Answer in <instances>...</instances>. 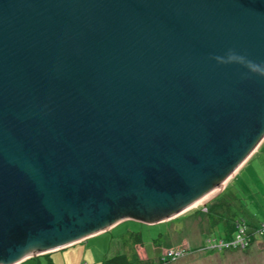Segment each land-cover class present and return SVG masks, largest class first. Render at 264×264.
I'll use <instances>...</instances> for the list:
<instances>
[{
	"label": "water",
	"instance_id": "water-1",
	"mask_svg": "<svg viewBox=\"0 0 264 264\" xmlns=\"http://www.w3.org/2000/svg\"><path fill=\"white\" fill-rule=\"evenodd\" d=\"M230 50L264 63V0H0V264L220 194L264 140Z\"/></svg>",
	"mask_w": 264,
	"mask_h": 264
},
{
	"label": "rangeland",
	"instance_id": "rangeland-1",
	"mask_svg": "<svg viewBox=\"0 0 264 264\" xmlns=\"http://www.w3.org/2000/svg\"><path fill=\"white\" fill-rule=\"evenodd\" d=\"M263 153L264 148L259 151L257 154L258 156L254 158L253 162L247 166L242 175H240L235 181L236 187H239V189L247 191L249 188L251 190V194L249 195L250 197L247 199L245 195H242V200L245 206L244 209H246L247 212L250 211L251 213H254L255 215L259 213L262 218H264V196L259 193H255L254 191L257 186L264 187V164L260 161L261 159L264 161ZM258 177L261 179V183H258ZM243 193L245 194V192ZM211 200H208L203 205H206ZM234 203H236V201ZM200 205H202V203L189 208L182 213L185 214L194 208L203 207ZM191 214L192 213H189L188 215ZM188 215H186L184 219H178L179 222L175 221L171 224L168 222L147 223L131 218L129 220H124L114 227L113 232H102L90 238L89 244H91V246L88 248L87 245L78 243L59 251L54 260L55 264H100L99 260L110 246L109 244L112 241V234L118 238L129 231L141 232L144 245L148 246L149 252L152 255H155V248L153 247L155 246L153 244L155 238L157 239V248H161L158 253L163 252L164 246H169L170 248H172L171 246H174L177 249L186 250L185 252H187V254L185 253L183 256H177L173 258L171 262L164 264H264V250L261 249V246L252 252L241 250H238L239 252H211L201 249L199 241L202 238L204 239L207 234L211 235V233L219 235L221 234V230L219 227H215V229L210 232L207 231L206 233L205 231V233H201V231L208 229L207 218L205 217L206 215H203V213H195L193 215L194 217ZM257 216L259 217L258 214ZM161 233H163V235L160 236ZM199 235L201 239L198 237ZM127 239H129V236ZM119 240L123 242L125 239L121 238ZM117 241V239H114L113 244H120V242ZM132 252L140 254L142 258H146L145 249L141 248L139 245L134 246L132 248Z\"/></svg>",
	"mask_w": 264,
	"mask_h": 264
},
{
	"label": "trees",
	"instance_id": "trees-1",
	"mask_svg": "<svg viewBox=\"0 0 264 264\" xmlns=\"http://www.w3.org/2000/svg\"><path fill=\"white\" fill-rule=\"evenodd\" d=\"M263 148L264 145L260 148V150H262ZM257 154L254 158L258 156ZM254 158L248 163L247 166H249L251 162H253ZM260 161L264 164V161H262V159ZM247 166L242 169L228 183L226 188L220 194H218L215 198L209 201L206 205H200L203 207H197L196 209L194 208L193 210L188 211V213H182L173 218L156 222H168L169 224H171L175 221L179 222L181 218L184 219V217L189 213L192 214L188 216L192 217H194L193 215L195 213H203V215H206L205 217L207 218L208 229L201 231V233H205V231L207 233V231L210 232L215 229V227H219L221 230V234L215 235L211 233V235L207 234L204 239H201L200 233L198 237H200L201 239L199 241L201 249H205L211 252H239L238 250L252 252L255 251L256 248H259L261 246V249L264 250V218H262L259 213H257L259 215L258 217L257 214L255 215L250 211L247 212L246 209H244L245 206L242 197L244 195L246 199L250 197L249 195L251 194V190L248 188V190L246 191L239 189V187H236L235 181L240 175H242ZM258 181V183H261V179L259 177ZM243 192H245V194ZM254 192L264 196V187L257 186ZM235 201L236 203H234ZM132 218H135L142 222H148L153 218V216L147 217L142 215H133ZM113 229L114 227L104 232H113ZM161 235H163V233H161L160 236ZM128 236L129 239H127ZM121 238H124L125 240L121 242L119 240ZM114 239H117V242H120V244L114 245ZM156 241L157 239L155 238L153 241V244L155 245L153 246L155 248V255H152L149 252L148 246L144 245L140 231H129L118 238H116V236L112 234V241L109 244L110 246L108 250L106 249L107 251L104 252V255L99 260L100 264H164L167 262H171L172 259L177 256H183L185 253L187 254V252H185L186 250L177 249L174 246H171L172 248H170L169 246H164L163 252L158 253L161 248H157L158 244ZM136 245H139L141 246V248L145 249L146 258H142L140 254L132 252V248ZM62 250H58L56 252L47 253L40 256H35L31 260L34 264H55L54 260L56 258V254Z\"/></svg>",
	"mask_w": 264,
	"mask_h": 264
},
{
	"label": "clouds",
	"instance_id": "clouds-1",
	"mask_svg": "<svg viewBox=\"0 0 264 264\" xmlns=\"http://www.w3.org/2000/svg\"><path fill=\"white\" fill-rule=\"evenodd\" d=\"M214 59L218 63L229 64V63H238L243 65L248 69L250 73L256 74L260 77H264V63H256L254 61L248 60L243 55H238L234 51H229L226 57L216 56ZM203 205V204H202Z\"/></svg>",
	"mask_w": 264,
	"mask_h": 264
},
{
	"label": "crops",
	"instance_id": "crops-1",
	"mask_svg": "<svg viewBox=\"0 0 264 264\" xmlns=\"http://www.w3.org/2000/svg\"><path fill=\"white\" fill-rule=\"evenodd\" d=\"M263 145H264V140L262 141V143H261V145L257 148V150L253 153V155L242 165V167L239 169V171L237 172V174L242 170V169H244L247 165H248V163L255 157V155L257 154V152H259V150H260V148L261 147H263ZM236 174V175H237ZM234 178V177H233ZM232 178V179H233ZM231 179V180H232ZM116 226V225H115ZM115 226H113V227H115ZM113 227H111L110 229H112ZM110 229H108V230H110ZM108 230H106V231H108ZM100 234V233H99ZM94 236H96V235H93V236H90V237H88V238H86L85 240H82V241H80L79 243H83V244H85V245H87V248L89 247V246H91V244H89L90 243V238H92V237H94ZM75 244H78V243H74V244H72V245H75ZM72 245H69V246H67V247H65V248H63V249H66V248H69L70 246H72ZM60 250H62V249H60ZM56 251H58V250H56ZM56 251H47L46 253H44V254H47V253H52V252H56ZM44 254H37V255H35V256H40V255H44ZM35 256H33V257H35ZM33 257H29V258H27V259H25L24 261H22V262H20V263H18V264H34L33 262H32V258Z\"/></svg>",
	"mask_w": 264,
	"mask_h": 264
},
{
	"label": "bare ground",
	"instance_id": "bare-ground-1",
	"mask_svg": "<svg viewBox=\"0 0 264 264\" xmlns=\"http://www.w3.org/2000/svg\"><path fill=\"white\" fill-rule=\"evenodd\" d=\"M200 204V203H199Z\"/></svg>",
	"mask_w": 264,
	"mask_h": 264
}]
</instances>
